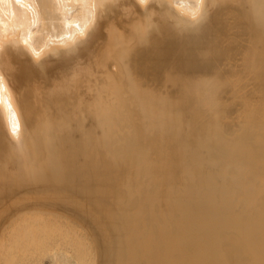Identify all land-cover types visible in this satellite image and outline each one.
Returning a JSON list of instances; mask_svg holds the SVG:
<instances>
[{
  "label": "bare ground",
  "instance_id": "1",
  "mask_svg": "<svg viewBox=\"0 0 264 264\" xmlns=\"http://www.w3.org/2000/svg\"><path fill=\"white\" fill-rule=\"evenodd\" d=\"M121 16L46 73L10 52L31 165L0 125V264H47L77 230L47 232L81 223L102 251L70 264H264V22L224 0L199 35L153 33L131 72Z\"/></svg>",
  "mask_w": 264,
  "mask_h": 264
},
{
  "label": "clouds",
  "instance_id": "2",
  "mask_svg": "<svg viewBox=\"0 0 264 264\" xmlns=\"http://www.w3.org/2000/svg\"><path fill=\"white\" fill-rule=\"evenodd\" d=\"M224 0H0V125L3 126L20 162L30 166L29 147L26 143L28 129L20 107L19 97L10 80L16 66L10 52L21 59L30 58L42 73L52 66V61L78 57L97 31L101 21L114 10L122 13L121 19H132L126 25L130 34L124 42V55L129 70L130 58L137 47L150 45L153 33L162 34L168 28L179 37L199 35L209 22L212 13ZM136 6L144 15L136 12ZM155 6V7H153ZM248 6L258 22H264V0H248ZM116 27L110 23L108 29ZM203 57L210 52L201 54ZM84 65L77 60L69 75ZM132 72V71H131ZM46 143L51 137L46 135ZM52 264H70L71 257L56 254Z\"/></svg>",
  "mask_w": 264,
  "mask_h": 264
},
{
  "label": "rangeland",
  "instance_id": "3",
  "mask_svg": "<svg viewBox=\"0 0 264 264\" xmlns=\"http://www.w3.org/2000/svg\"><path fill=\"white\" fill-rule=\"evenodd\" d=\"M76 217H79V216H76ZM85 221V220H84ZM81 223V222H80ZM79 223V224H80ZM82 225H80L81 227L83 226V228H85V229H83L82 230V228H81V230L78 228L79 227V225L76 227V226H72L71 228H69V226H66V225H63V229H60V226H56V227H52V231H48L47 233H48V235L50 236V233H52L53 235H57V233H63V234H66L67 235V233L69 234V233H71L72 231H73V233H75V231L77 232V233H75V234H73L74 236H73V241H67L66 239H64V240H62V241H60L58 244H57V242L55 243V242H48V243H50V244H47V245H45L43 248L45 249H43L44 250V252L42 251V257H44V261H47V260H49V261H47V264H52V262H50L51 260L48 258V259H45L47 256H45L44 255V253H49V254H51L50 252H53L54 253V251L55 252H58V250L60 251V250H62L63 249V247L65 248V246H66V241H67V246H66V250L64 251V254H68L69 256H71V261L72 262H74L75 263V261L77 262L78 261V259L77 258H75V257H79V254H82V253H84V252H88V256H90V258H92V256L93 255H95V253H98L99 254V252H97V251H102V245H103V243L101 242V241H103V239H102V237L100 236V235H97L96 234V236L95 235H93V234H95V233H93L92 234V230H91V228L90 227H87V226H85V225H83V223H81ZM67 228V229H66ZM60 229V230H59ZM65 230H66V233H65ZM86 230V231H85ZM55 231V232H54ZM64 231V232H63ZM69 231H71V232H69ZM81 231H83V232H81ZM86 232H89V233H86V241L88 242L89 240V242L88 243H90V244H83V243H81V242H79V241H77L76 240V245H75V247H74V244L72 245L71 243L73 242H75V239H77L78 238V236H83V235H85V233ZM93 232H94V230H93ZM80 233V234H79ZM52 234H51V236H52ZM62 234V236L63 237H65L66 235H63ZM83 234V235H82ZM90 235V236H89ZM95 237V238H94ZM99 237H101V239H99ZM84 238V237H83ZM70 239V238H69ZM92 239V240H91ZM93 243H92V242ZM98 241H100L102 244H100V242H98ZM3 242V241H2ZM4 242L6 243H4L5 245H2V249L5 251H8V250H10V252L8 253L9 254V256H13V252H15V248H12V247H8V241L7 240H4ZM63 242V243H62ZM78 242V243H77ZM53 243H55V244H53ZM98 243V244H97ZM51 244H53L54 246H52ZM57 244V245H56ZM97 244V245H96ZM49 245V247H47ZM63 245V246H62ZM100 245V246H99ZM4 246V247H3ZM6 246V247H5ZM51 246V247H50ZM97 246V247H96ZM47 247V248H46ZM53 247V248H52ZM71 247V249H72V251H70L69 252V248ZM80 247V248H79ZM86 247H88L87 248V251H86ZM6 248V249H5ZM10 248V249H9ZM49 248V249H48ZM68 248V249H67ZM74 248H75V250H74ZM77 248H79V249H77ZM90 248V249H89ZM98 248H100L99 250H98ZM13 249V250H12ZM70 249V250H71ZM83 249H84V251H83ZM92 249V250H91ZM94 249V250H93ZM96 249H97V251H96ZM11 250H12V252H11ZM79 250H80V252H79ZM90 250V251H89ZM68 251V252H67ZM74 251V252H73ZM81 251H82V253H81ZM94 251V252H93ZM28 252H29V248H28ZM73 252V254H71ZM79 254H78V253ZM92 252V253H91ZM94 253V254H93ZM8 254H7V257H8ZM49 254H47V255H49ZM63 254V255H64ZM93 254V255H92ZM100 254H101V252H100ZM99 254V255H100ZM72 255H74V257L72 256ZM9 259L10 258H13V257H8ZM8 258H6L5 259V264L7 263V262H9V259ZM13 259H10V262H11V264L12 263H14L15 261H13ZM29 261H31V260H29ZM29 261H28V259H27V261H22V264H29ZM33 261V260H32ZM70 261V262H71ZM97 260H95V264H97V262H96ZM50 262V263H49ZM74 263H71V264H74ZM93 264H94V262H92ZM38 264H40V262L38 263Z\"/></svg>",
  "mask_w": 264,
  "mask_h": 264
}]
</instances>
